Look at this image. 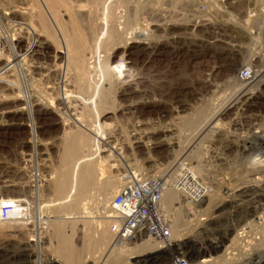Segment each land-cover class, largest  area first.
Returning a JSON list of instances; mask_svg holds the SVG:
<instances>
[{
	"label": "rangeland",
	"instance_id": "rangeland-1",
	"mask_svg": "<svg viewBox=\"0 0 264 264\" xmlns=\"http://www.w3.org/2000/svg\"><path fill=\"white\" fill-rule=\"evenodd\" d=\"M207 1L119 0L123 5L127 4L130 13L136 12V16L142 19L141 25L150 26L148 28L152 32L149 46L147 42L144 43L147 47L144 44L133 45L135 49L128 58L131 61L128 60V64H122L120 67L125 74L130 68L131 74L134 67L138 71L139 79L135 85L137 93L123 98L113 94L110 96L112 101L110 98L108 101L115 107L139 102L141 105L124 113L109 114L102 119L107 125L115 126L112 132L109 131L110 134H104L107 142L112 141L110 145H116L119 156H115L112 163L110 162L112 166L105 168L103 176L98 177L99 181L95 182L98 186H91L81 198L77 195L80 194L77 171H73L71 163L67 166L63 162L66 151L64 148L72 136L69 134L73 131L71 122L66 121V116H61L62 112L47 113L40 110V107H34L32 102L27 105L22 101L13 100L18 89L20 93H31L40 100L55 98L57 92H49L46 89L49 86L47 84L55 83V78L50 76V81H47L38 73L39 68H49L54 64L53 38L51 35L46 36L49 35L46 31L49 28L54 34L55 27L36 0H0V199L19 202V205L26 203L29 209L26 210L27 220L24 223H0V264H47L50 259H56L57 264H139L138 261L146 253H141L140 256V253L128 250L118 254L109 249L111 245L104 249L107 243H103L101 239L91 241V236L97 237L102 233L98 229L105 227L91 218L101 213L99 207L104 209L103 202L107 201L109 204L121 187L114 183L118 177L125 181L123 175L127 172L138 178L158 177L163 185L167 180L172 183V173L183 159L190 168H201H198L196 176L208 189L207 198L202 207L184 208L180 218L183 222L191 220L185 227L181 228L182 225L174 229L170 221L173 243L186 242L190 247L182 248L177 254H168L153 264H170L169 257L173 258L174 254L190 256L197 253L193 257L200 261L203 258L199 255L204 253V250L197 247L201 244L209 251V255L205 256L210 260L209 264H264V252L262 249L261 252L258 251L260 254L257 252L264 241V220L257 224V217L252 216L258 227L253 228L255 224L251 222L252 218L248 217L250 220L245 222V211L242 210V217L239 215L242 220L239 219L241 221L236 224L233 219L234 223L230 218L235 211L232 207L236 206L235 203L245 205L248 197L236 194L239 197L235 201L240 202L233 204L228 201L230 190L236 191L244 186L248 178H252L251 172L243 168L246 156L251 152L242 150L244 147L240 140L246 136L264 135V81L253 87L237 82L236 72L245 62L241 58L245 53L243 50H237L236 46H244V35L229 27L227 15L211 14L208 18L198 15V5ZM221 1L225 6L233 4L237 7L246 4L245 0ZM24 7L31 9L34 15L30 23L15 11ZM38 14L45 18L46 26L40 22ZM28 33L31 37L26 35ZM34 34L41 36V40L49 39L44 56H32L28 53L27 44L31 43ZM20 36L24 39H20ZM115 62L121 65L118 59H115ZM10 88L15 91H10ZM53 102L55 107V100ZM23 108H27L26 111L32 109L30 119ZM18 111H21V114L17 113ZM79 112H83L81 116L91 118L85 111L78 110ZM91 122L94 123V119ZM134 136H144L145 139L138 138L135 141L132 138ZM245 149H248V145ZM101 156H106V153ZM63 174L71 175L72 178L67 176L68 180H74V183L76 181L75 184L70 181L73 185L69 186V190L67 186L64 191L65 194H75L67 201L59 200L65 196L58 197L54 190L56 184L62 180ZM104 179L107 183L110 182L108 187ZM252 180L250 183L247 181L245 185H252ZM103 183H106L103 185H106V188L102 187L105 190L101 188L100 191L98 188ZM70 187L74 188V191ZM254 190L256 192L257 189ZM252 197H255L254 202L258 200L262 203L260 191ZM178 203L177 195L171 206H164L166 219L170 220L175 210L183 207L182 203ZM249 206L247 203L242 209L245 210ZM218 207L223 208L216 211ZM260 208L258 215L262 216L264 211L261 206ZM68 215L91 218L76 223L72 219L64 220ZM248 224L251 225L250 229L247 228ZM232 227L234 230L226 233V230L233 229ZM243 229H246L244 232L249 234V237L251 233L247 232L255 230L253 237L249 238L245 234L241 238L239 235L243 233ZM252 230L250 232H253ZM258 231L259 233H256ZM215 239L224 242L217 253L207 246ZM252 241L253 246L257 247L259 244V247H253ZM238 245L244 246V249L238 248ZM233 247L242 253L237 254L235 248L232 250Z\"/></svg>",
	"mask_w": 264,
	"mask_h": 264
},
{
	"label": "bare ground",
	"instance_id": "bare-ground-1",
	"mask_svg": "<svg viewBox=\"0 0 264 264\" xmlns=\"http://www.w3.org/2000/svg\"><path fill=\"white\" fill-rule=\"evenodd\" d=\"M26 1H33V0H25V2ZM36 1L39 4L38 6L42 9V11H44L45 15H47V17H49L48 19L51 20V22L53 23V26L55 27V33L54 34H53V32H51L49 30V28H48V31H46L49 34L46 36L51 35V37L53 38V43H54L55 49L53 50L54 54L52 55V59L54 61V64L50 65L49 68L48 67L44 68L42 66L43 68H39L40 71L38 69V71H39L38 73L40 74V76L42 78H46L47 81L49 79H51L50 76H53L55 78V83L47 84L49 86H47L46 89H48L49 92L51 90V91H56L57 93H56L55 98H53V97L51 98L50 97L51 95L49 94L50 98H48V100H45V99L40 100L39 97H35L31 93L27 94V95H24V93H20L19 89H18V90H16V92L14 94L13 100L19 101V102L22 101L23 104H27V105H29L32 102L33 103L32 105H34V107H36V106L40 107V110H43V112H47V113L48 112L50 113L52 111L62 112L61 116H63V117L66 116V121L71 122V126H72L71 130H73V131H71V133H69V132L68 133L72 136L70 137V135H69L70 139L66 143V146L64 148V149H66L65 154H64L65 157H64V160L63 159L62 160H63L64 164H67V166L71 163V165H73L72 166L73 171L76 169V171H77L76 176H77V178H79V181H78L79 193L82 195V194H85V192L91 186L93 187V185H97V183H95V182L99 181L98 177L103 176L102 175L103 170L105 168H110L112 166V165H110V162L112 161V159L114 160L115 156H119V154L117 153V151H119V150H117L116 145H110V143H112V141L107 142L108 139L105 137V134H104L105 132L109 133V131L113 130L115 128V126H113L111 124L107 125L105 122H102V119L109 114L113 115L115 113H124L126 111L132 110L133 108H136L138 105H141L139 102L138 104L137 103H129V104H126L123 106L119 105L118 107L117 106L115 107V106L111 105V103H109L108 100L111 99L110 96L113 94L115 96H118L119 98H123V97H127L133 93H137L138 89H136L137 87L135 85L139 79L138 78V76H139L138 71L134 67L132 69L133 72L131 74H129V72H130L129 70H131V68L125 74V71H121L120 67L122 66V64H125V63L128 64V60H129L128 58L133 54L132 50L135 49L133 45H136V44L143 45L146 42H147V44L150 43L152 31H149L148 27H150V26L141 25L140 21L142 19H140L139 17L136 16L137 13L136 12H135L136 14L134 12L130 13L128 11V8L126 7L127 4L125 6V4L123 5L122 2L121 3L119 2V0H39V1L36 0ZM30 10H28L24 7V8H19V10L16 9L15 11H18V13L21 14V16H24L23 17V18H25L24 20H26L27 22L29 21V23H30V21L32 22L33 21L32 19L34 18V15H33V13H31ZM41 14H42V12H41ZM41 14H38V17H39L38 19L40 20V22L43 25H45V23H47V22H45V20H44L45 18L43 19ZM61 18H64V20ZM227 18H228L227 20H229V27L231 26L232 28H234V25H238L240 23V19H238V21H237L231 15H227ZM35 20L37 21V19H35ZM29 23L27 25H29ZM42 24H41V26H43ZM45 26H43V27H45ZM45 29H47V28H45ZM42 32H44V30H42ZM248 32H249V30H248ZM29 34L30 33H28L26 35H29ZM31 34H33V33L31 32ZM33 36L34 37H32L31 43L29 42L27 44L28 45L27 49L29 51L28 53L32 54V56H35V55L44 56L45 50L48 48L47 41L49 39L48 40H46V39L41 40V36H39V35L37 36L36 34H34ZM37 37H39V38H37ZM51 37H50V42H51ZM258 38H260V36L254 34L250 38L251 39L250 41H252L250 43L253 44V43L259 42ZM20 39H24V37L23 38L21 37ZM137 39H138V41H137ZM12 41H14V39H12ZM252 44L249 46L251 47ZM144 45L147 47L146 44H144ZM148 46H149V44H148ZM255 48L263 49L264 47L255 46ZM115 59H118L119 61H121V65H118L117 62H115ZM129 61H131V60H129ZM32 64H33V62H32ZM134 66H135V64H134ZM30 68H32V67H30ZM34 68H36V67H34ZM27 71H30V69H27ZM133 87L135 88V90H131V89H133ZM233 89H235V88H233ZM9 90L15 91V89H12V88H10ZM251 92H250V94H251ZM38 94H39V92H38ZM247 95H249V94L247 93ZM235 97H237V96H235ZM112 99H111V101H112ZM53 100H55V103L57 106V107L55 106L56 108L54 107L55 104L53 105V103H54ZM23 109H25V108H23ZM26 109H25L26 115L30 119V116L32 114L31 113L32 109L30 111H26ZM78 110L79 111L80 110L85 111L86 114H88L91 118L87 117L86 115H85L86 117L81 116V114L83 112L78 113ZM21 111H18L17 113L21 114ZM58 114H60V113H58ZM88 119H91V120L94 119V123H92V122L90 123L91 120H88ZM62 121H64V120H62ZM132 138H134L135 141L138 138L139 139H145L144 136L143 137L138 136V138H136V136H134ZM236 142H238V141H236ZM240 142H242L241 145H243V147H244V149H242L244 152L245 151L251 152L250 154H248L246 156L247 160L245 159L246 162H245L243 168L246 171L251 172L250 175L252 176L251 179H253L252 180L253 182L251 181L252 185H249V184L245 185L247 183V181H249V183H250L251 179L248 178L249 180H246V183L243 182L244 186H241L236 191L230 190L229 192H231V193L228 195V198H229L228 201L232 202L233 204L235 202H240L239 200L235 201L239 197V195L236 196V194H240V196L244 195L245 197H248L247 203H249L250 206H249V208L247 207L244 210V208L242 209V207L245 206L247 203H245V205H243V204L238 205L239 203H235L236 206L234 205L232 207V208H234L235 211L232 213V216L230 218H231V221H233V219H235L236 224H239V222L242 220L241 218H239V215L241 214V211L243 210V211H245L244 217H243L244 221L245 220L247 221L249 219L248 217H250V218H252L251 222L253 223L254 222L253 217L254 218L257 217V221H258L257 224H259V223L261 224V221L264 220L263 219L264 214L262 215L263 216L262 217V216L258 215V212H259L260 206L262 207V209L264 211V135L246 136V137H243L240 140ZM244 143L246 145H244ZM232 145H233V143H232ZM247 145H248V149H245V147ZM236 148H237V150L239 149L238 145ZM229 150H230V148H229ZM252 152L254 154H252ZM102 153H106V156L102 157L101 156ZM198 168H200V167L192 169L194 172V175L198 176V172H199ZM167 169H166V171H167ZM69 171H70V169H69ZM170 171H171V169L168 172H166V174H168ZM174 173H175V171L172 173V175H174ZM68 174H70V172ZM68 174L67 175L63 174L61 176L62 180H60L56 184V186L54 187L55 193L57 195H67V194L70 195L71 194L68 192H67V194L64 193L67 186H68V190H69V186L73 185V183H74L73 182L74 180H70V179L68 180L67 176L71 177V175H68ZM73 175H74V173H73ZM172 175H170V176H172ZM243 176L245 177V175H243ZM170 179L173 180L174 178L172 177ZM244 179H247V178H244ZM70 181H72L73 183H71ZM167 181H165L164 185H163V191H164V199L162 202L163 207L164 206L165 207L171 206V204L176 200V197H177L176 192L172 189L171 181L169 180L170 183ZM105 182L107 183L106 180H105ZM75 183H76V181H75ZM106 183L100 184L98 189L100 190L102 187L106 188V185L108 187V184L110 182H108L107 184ZM114 183H116L115 184L116 186L118 184V185H121V187H122L125 184V181L122 178L118 177ZM166 183H169V185H167ZM104 184H106V185L103 186ZM253 184L255 186L258 185L259 187L255 188V186ZM70 188H72V187H70ZM114 188H116V187L114 186ZM73 189L74 188H72V190ZM76 189H78V188H76ZM102 189L105 190L104 188H102ZM254 189H257L256 192L260 191V202H262V203H259L258 200L256 202H254L255 197H252L256 193ZM205 201L206 200H204L202 205L199 207L204 206ZM0 202L13 204L14 209H15L14 214L20 216V218L21 217L23 218L25 213L27 214V211H29L26 203L19 205V204H17L19 202L15 203L12 200H6L5 201V200H1V199H0ZM103 203H104L103 204L104 210H107L110 208L107 201H105ZM106 203L108 206H106ZM185 207H190V206L189 205H183V207L178 208L173 213L172 217L170 218L172 228H174V229L180 228L182 225L183 226L181 228H183L186 226L187 223L189 224L191 222V220L183 222L182 219L180 218L181 212H183ZM221 208H223V207H218L216 211H219ZM251 209H253V210H251ZM237 210H240V211H237ZM198 212H199V210H198ZM201 212H203V210ZM109 214H110V211L107 212L106 220H108L109 222L112 221L109 224L113 223V225H114L113 220H109V217H110ZM25 216H27V215H25ZM74 217L75 216H73V219H74ZM71 218H72V215H68L67 217H64V220H68ZM75 219H76V217H75ZM239 219H241V220L239 221ZM24 221H26V220H24ZM24 221H19V222L24 223ZM218 224H220V223H218ZM254 224H255V226L253 227ZM231 225H233V224H231ZM248 225L249 226L247 228L250 229L251 225L250 224H248ZM253 225H252V227L255 228L256 222H254ZM108 227H110V226H108ZM259 227H261V226H259ZM216 228H218V227H216ZM244 228H246V225H244ZM256 228H258V227H256ZM246 229H243V233H241L239 235V236H241V238H243V236L246 234V232H244V230H246ZM177 230H179V229H177ZM231 230H234V228L226 230V233H228V231H231ZM250 231H248L247 233H251L250 237H253L252 233H254L255 230H252L253 232H250ZM238 232L239 231H237V233ZM256 233H259V231ZM262 233L264 234V232H262ZM175 234H176V232H175ZM113 235H114V233L112 234V236ZM248 235L246 234L245 236H248ZM256 235H258V234H256ZM173 237L174 236L172 235V239H173ZM248 237H246V238H248ZM261 237H262V235H261ZM235 238H236V236H235ZM237 238H239V237H237ZM259 238H260V236H259ZM113 239H114V236L112 238V243H111V246L109 249L112 251H115L118 254L126 253L128 250H130V251L134 250L137 253H140V256H141V253H146V254L142 255V259H140L138 261L139 264H142V263L143 264H153V263H156V261L164 259L168 254L171 255V254H173V252L176 253V252L182 250V248L185 249L186 247L187 248L190 247V246L188 247L186 242L184 244H177V243H173L174 242L173 241L172 242L173 244H171V247L169 248L166 245L164 246V245L158 243L157 241H154L155 239H153V241H152L150 237L149 238H142L138 242L128 243L127 245L126 244H117L113 241ZM226 239H227V237H226ZM252 239L253 238H251V240ZM215 240L213 242H209V244L207 246H208V248H210V250H214L217 253V252H220L219 249L222 247L221 244H223L224 242H223V240L222 241H217V240L215 241ZM261 240H262V238H261ZM261 240H259V241H261ZM238 241H236V242H238ZM256 241H258V240H256ZM256 241H254V243H256ZM236 242H234V243L237 245ZM245 243H247V242H245ZM258 243H260V242H258ZM250 244H251V242H250ZM236 245H235V247H236ZM253 245L254 244L252 241V246ZM260 245H261V248H259V250L257 249V252L260 251L261 249L264 252V241ZM241 246L242 245H238V248L244 249V246H242V247ZM246 246H247V244H246ZM191 247H195V246H191ZM235 247H233L232 250ZM253 247L258 248L259 244L257 247L256 246H253ZM197 248L204 250L203 251L204 253H200V255H199L204 259L203 262L204 263H210V260L205 257V256L209 255L208 254L209 251L206 250L207 248H204V246L202 244L199 245ZM246 250H248V249H246ZM112 251H110V252H112ZM234 251L237 252L236 248ZM244 252H245V250H244ZM246 252H248V251H246ZM238 253H242V252H237V254ZM248 254H249V252H248ZM252 254H253V252H252ZM258 254H260V253L258 252ZM108 255L109 254H107V256ZM250 256H251V253H250ZM255 257H256V255H255ZM260 257H261V255H260ZM259 258H258V260H259ZM251 261H253V260H251ZM245 262H247V261H245ZM262 262H264V259ZM47 264H57V260L56 259H50ZM253 264H255V263H253Z\"/></svg>",
	"mask_w": 264,
	"mask_h": 264
},
{
	"label": "built area",
	"instance_id": "built-area-1",
	"mask_svg": "<svg viewBox=\"0 0 264 264\" xmlns=\"http://www.w3.org/2000/svg\"><path fill=\"white\" fill-rule=\"evenodd\" d=\"M245 2L246 4L235 7L233 4L225 6L221 0H208L198 5L197 14L207 18L212 16L211 14H224L231 15L236 20L240 19V23L234 25V28L230 26L236 33L240 32L244 35L245 43L244 46H236L237 50H243L245 53L241 57L245 62L239 66L236 79L240 84L253 87L264 81V48H255V46L264 47V0H245ZM223 25L226 27L225 22ZM254 34L260 36L259 42L256 41L258 44L250 43L252 42L250 38ZM186 163L183 159L176 165L172 189L178 195L179 203L197 209L207 198L208 189L201 184L192 168ZM123 177L126 178L125 184L116 191L109 203V220L114 222L111 227L114 233L113 241L127 245L150 237L152 241L155 239L154 241L170 248L173 241L170 220L166 219L167 214L162 205L164 199L162 180L158 177L138 178L127 172ZM14 211L13 204L0 202V223L27 220L25 215L21 219L14 214ZM176 254L173 258L169 257L170 264H209L204 263V259L196 260L193 256L197 253L190 256Z\"/></svg>",
	"mask_w": 264,
	"mask_h": 264
},
{
	"label": "crops",
	"instance_id": "crops-1",
	"mask_svg": "<svg viewBox=\"0 0 264 264\" xmlns=\"http://www.w3.org/2000/svg\"><path fill=\"white\" fill-rule=\"evenodd\" d=\"M68 195V196H67ZM67 195H58V197H64L65 196V198L64 199H59V200H61V201H67V200H70V198L73 196V195H75V194H67ZM79 197H81L82 198V196H84V195H81V194H77ZM94 206H96V205H94ZM98 207V206H97ZM99 209H101V213H99V214H95L92 218L91 217H82V219L83 220H85V219H87V218H91V219H93V220H95V221H97L98 222V224L100 225V224H102V225H105V227L104 228H99L98 230H100V231H102V233L100 232L99 233V235L97 236V237H95V236H91L90 238H91V241H96V240H98V239H101V241H103V243H107V245L106 246H104V249L105 248H107V246L109 247L110 245H111V243H112V238H113V236H112V234H113V230H111V228L110 227H112L111 225L112 224H109V223H111L112 221H108V220H106V216H104V215H107L106 214V212H107V210H104V209H102L101 207H99ZM73 216H75L76 217V219H75V217H74V219H73ZM81 216L82 215H72V220L74 221V222H76V223H78V222H80V220H82L81 219ZM104 218V219H103ZM83 222V221H82ZM107 224H106V223ZM110 226V227H108V226ZM105 228H106V230L107 231H105ZM92 230V229H91ZM106 233H105V232ZM103 233H105L104 235H103ZM104 236V238H103V236ZM79 238V237H78ZM80 241H82V238H80ZM110 242V243H109ZM89 249V248H88ZM91 249H89V251H90ZM71 253L69 252V255H70ZM73 256V255H72ZM70 257H71V255H70ZM72 258V257H71ZM99 260H100V258H99ZM98 260V261H99ZM97 264H98V262H97Z\"/></svg>",
	"mask_w": 264,
	"mask_h": 264
}]
</instances>
